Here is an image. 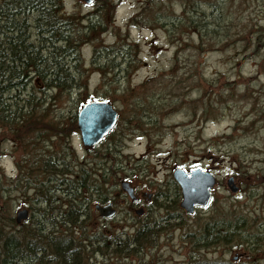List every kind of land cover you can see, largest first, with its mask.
<instances>
[{"label":"rangeland","instance_id":"1","mask_svg":"<svg viewBox=\"0 0 264 264\" xmlns=\"http://www.w3.org/2000/svg\"><path fill=\"white\" fill-rule=\"evenodd\" d=\"M201 1H205L200 10L207 19L216 15L208 28L217 32L202 35L206 44L199 48L194 29L167 25L173 19L170 16H182L184 5L192 1L105 0L95 15L100 0L92 4L60 0L61 10L76 14L80 24L94 14L105 29L79 45L85 87L69 96L57 89L46 92L48 102L27 124L35 128L33 132H17L11 129L12 123H0V223L7 216L15 219L21 209L28 211L21 227L28 228L41 214L44 217L45 207L50 215L40 200L50 193H41V187L56 191L60 207L65 208L68 197L63 193V178L77 184L83 176V195L91 197L84 205L88 213L80 218L86 217L82 229L78 225L69 230L75 228L93 240L82 264H264V54L251 40L264 27V0ZM138 12L147 22L129 26V18ZM27 22L36 33L30 18ZM223 35L226 40H221ZM116 42L136 44V49L129 48L138 57L135 68L128 74L111 71L103 78L91 63L93 51ZM35 82L31 90L40 96L44 83ZM90 98H107L118 110V120L104 141L85 149L76 112ZM55 123L63 132L50 134L55 130L48 128ZM59 158L69 169H62ZM43 162L52 164L56 172L43 171ZM196 166L218 177L213 202L194 213L181 210L177 218L180 207L175 197L180 188L173 169ZM230 176L240 189L236 197L227 186ZM125 178L139 183V190L143 186L153 192L149 202H142L151 207L146 223L145 215L138 216L125 203L130 198L118 195L119 182ZM97 192L114 199V217L98 218L92 199ZM171 213L179 223L171 219ZM43 225L45 230L54 229L49 222ZM141 225H152L156 231L159 227L157 237L163 242L145 240L130 254L110 252L115 237L131 236ZM211 230V237H205L211 241L204 243L201 233ZM213 230L226 233L227 241L212 237L217 233ZM17 236L22 239L23 235ZM106 244L101 251L100 246Z\"/></svg>","mask_w":264,"mask_h":264},{"label":"trees","instance_id":"2","mask_svg":"<svg viewBox=\"0 0 264 264\" xmlns=\"http://www.w3.org/2000/svg\"><path fill=\"white\" fill-rule=\"evenodd\" d=\"M100 1L95 15L105 4V0ZM189 1L192 2L184 5L182 16H170L173 19L167 25L171 28L187 25L194 29L199 34L198 47L200 48L205 42L202 35L211 30L213 35L217 32L216 29L213 31L208 28L209 21L214 20L216 15H208L210 20L207 19L204 11L200 10L205 1ZM143 12L146 14L145 9ZM94 14L80 24L76 14L61 10L60 0H0V123H12L9 126L12 130L15 128L17 132L23 129L27 133L33 132L35 128L27 124L34 120L35 113L41 111L42 105L48 102L46 92L57 89L59 93L69 96L74 89L85 87L82 83L84 72L78 56L79 45L85 38L90 37V34H99L105 29L103 23L97 17L95 19ZM12 15L15 21L19 22V27L29 25L27 21L30 18L33 28L39 34L38 38L28 41L26 35L11 34L13 27L8 26L7 21L13 20ZM144 18L142 12L133 14L129 18V23L132 24L129 26L145 25L147 20L145 21ZM155 18L163 17L156 15ZM223 36L221 40H226L227 35ZM251 40L255 43L256 50L262 48L261 52L264 54V27H259L258 33L253 35ZM129 48L136 49V44L129 42L121 46L116 42L105 46L100 45L94 49L91 63L96 66L103 78H107L111 71L113 75L119 72L128 74L135 68L134 63L138 58ZM33 79L44 83V88L38 90V92L41 90L40 96L34 89L31 90L34 88ZM52 97L53 95L50 98ZM72 122H75V115ZM55 124L48 128L55 131L49 133L63 132V128ZM43 165L45 169L42 170L46 172L49 169L54 171L56 169L52 164L47 165L43 162ZM62 169L69 168L64 164ZM85 182L86 178L83 176L79 177L76 185L63 178V193L68 197V205L65 208L60 207L56 191L41 187V193L51 194L40 199L43 204H47L51 214H47L45 207L44 217L41 214L39 219L28 228H26L28 225L21 227L22 223L17 224L13 217L7 216L8 219L0 223V264H82L86 255L85 250L89 244L93 243V240L82 232L77 233L75 228L74 232L69 230L72 226L78 225L82 229L86 219V217L83 220L80 219L88 213L84 210V205L89 202L83 195ZM77 199L82 201L78 203ZM56 201L57 204H55ZM0 215H2L1 212ZM48 222L54 229L45 230L46 226L43 224ZM213 231L218 234L213 233L212 237L227 241L224 237L226 233H222L223 237H221L217 230ZM211 232L212 230L206 233L202 239L211 237ZM17 234L23 235L22 239ZM210 241L205 239L204 243ZM104 246L108 245L100 246L101 251L106 249ZM137 247L139 245L137 233H135L132 237L115 238L109 250L111 253L124 255L134 252Z\"/></svg>","mask_w":264,"mask_h":264},{"label":"water","instance_id":"3","mask_svg":"<svg viewBox=\"0 0 264 264\" xmlns=\"http://www.w3.org/2000/svg\"><path fill=\"white\" fill-rule=\"evenodd\" d=\"M90 3L92 0H83ZM77 128L79 129L82 143L85 147H91L100 142L103 137L113 128L117 120V110L112 104L104 100H91L85 102L77 112ZM173 178L178 183L182 200L180 205L188 212H192L196 206H205L210 200L209 189L214 185V176L206 170L197 167L189 172L176 168ZM227 185L231 191H236L233 178L228 177ZM124 190L132 196V190L126 182L122 183ZM102 217L113 214L110 205L96 206ZM27 217V210L17 211L16 222Z\"/></svg>","mask_w":264,"mask_h":264},{"label":"flooded vegetation","instance_id":"4","mask_svg":"<svg viewBox=\"0 0 264 264\" xmlns=\"http://www.w3.org/2000/svg\"><path fill=\"white\" fill-rule=\"evenodd\" d=\"M56 164H57V162H58V158L56 159ZM61 162V163H60ZM54 163V162H53ZM62 163L64 164V161H63V159L62 158H59V164H61L62 165ZM56 167H57V165H56ZM58 168V167H57ZM123 180H127V182L129 183V185H130V187H131V189H132V196L130 197V201H127V200H125V203L128 205V206H130V207H132V211H135V213L138 215V216H144L145 215V217H144V219H143V222L144 223H146L145 222V218H146V216H147V213H148V211H149V208H151V207H148V208H146L145 207V205L142 203L143 202V199H146V201H150L151 200V198L153 197V192H151V191H149L148 189H146V188H144L143 186H142V189L141 190H139L138 188H139V186H141L139 183H133V182H131L130 180H128V179H122V180H120V182H119V187L121 188V186H122V184H121V182L123 181ZM62 180L61 179H59V182H61ZM235 183V182H234ZM236 185V184H235ZM237 186V185H236ZM95 187H93V189H94ZM119 188V190H120V194H118L119 196H124V197H126L127 198V195H126V193L122 190V189H120ZM90 190H92V188L90 189ZM95 191H96V189H94ZM239 192H240V189H239V187L237 186V192L234 194V196L236 197L238 194H239ZM94 192H92V194H93ZM97 193H99V192H97ZM100 198H99V200L100 201H98L99 203H100V205H106V204H111V207L112 208H114V210H115V214H116V212H117V206H116V203L114 202V199L113 198H111V196L108 198L107 197V195L106 194H100V196H99ZM94 198V197H93ZM175 199H179V203H180V201H181V197H180V194L179 195H177L176 197H175ZM175 199H174V201H175ZM121 201L122 202H124V200L123 199H121ZM179 203H178V206H179ZM98 204V203H97ZM211 204H212V202L206 207L207 209L211 206ZM95 205V204H94ZM180 207V206H179ZM182 209L180 208V210L176 213V216H177V218H180L181 217V213H182V211H181ZM204 210V209H203ZM173 213H175V212H173ZM173 213H171L170 214V217H171V219H174V222H177V223H179L174 217H175V214H173ZM110 219V218H109ZM178 225V224H177ZM175 226V225H174ZM151 228H153V229H151ZM158 230L156 231V229H154V227L152 226V225H141L140 227H138L137 229H136V231H135V233H137V240H138V245L139 246H142V242L143 241H145V240H149V239H152V240H158L159 242H163V241H161L160 240V238L159 237H157L158 236V234L160 233V231H161V229L158 227L157 228ZM183 233H185V231H183ZM221 235V237H223V234L221 233L220 234ZM157 237V238H156ZM204 237V233H201V235H200V239H202ZM169 239V238H168ZM165 240V239H164ZM222 240V239H221ZM256 244H259L258 242H256ZM187 262H184V264H186ZM188 264V263H187ZM204 264H207V263H204ZM215 264H218V263H215Z\"/></svg>","mask_w":264,"mask_h":264},{"label":"bare ground","instance_id":"5","mask_svg":"<svg viewBox=\"0 0 264 264\" xmlns=\"http://www.w3.org/2000/svg\"><path fill=\"white\" fill-rule=\"evenodd\" d=\"M14 16H13V20L9 19L7 21L8 26L13 27V30H11L13 32H11V34H14V35L22 34V36L26 35L28 41H32V40L38 38L37 36L39 34L37 32L36 33H32L29 30V25H27V24L26 25H20V27H19V22L15 21V17Z\"/></svg>","mask_w":264,"mask_h":264}]
</instances>
